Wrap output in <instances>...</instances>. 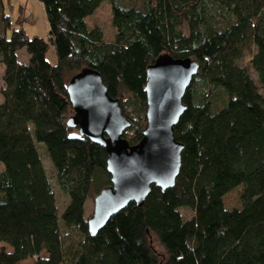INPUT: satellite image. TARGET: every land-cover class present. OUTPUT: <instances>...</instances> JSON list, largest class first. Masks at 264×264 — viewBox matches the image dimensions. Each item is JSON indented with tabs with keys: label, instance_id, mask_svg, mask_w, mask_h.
Masks as SVG:
<instances>
[{
	"label": "trees",
	"instance_id": "1",
	"mask_svg": "<svg viewBox=\"0 0 264 264\" xmlns=\"http://www.w3.org/2000/svg\"><path fill=\"white\" fill-rule=\"evenodd\" d=\"M38 1L55 65L42 39L22 28L7 35L0 3V242L11 250H0V264L43 253L34 264H264V97L249 73L264 90V0ZM103 2L110 41L87 24ZM161 55L199 64L174 127L183 146L178 177L170 189L152 186L141 207L129 204L92 235L84 204L93 188L110 185L106 152L70 137L78 129L67 83L83 69L97 71L131 123L123 138L135 145L146 126V68ZM39 144L68 198L61 215ZM233 190L241 207L227 210L222 199Z\"/></svg>",
	"mask_w": 264,
	"mask_h": 264
},
{
	"label": "water",
	"instance_id": "2",
	"mask_svg": "<svg viewBox=\"0 0 264 264\" xmlns=\"http://www.w3.org/2000/svg\"><path fill=\"white\" fill-rule=\"evenodd\" d=\"M198 70L195 60L169 55L147 66L146 126L135 145L123 138L131 123L119 101L109 96L100 74L87 68L69 79L66 91L78 129L70 137H85L106 152L110 185L93 199L87 220L92 235L129 204L141 207L152 186L163 191L174 186L183 150L174 137V127L187 109L183 98Z\"/></svg>",
	"mask_w": 264,
	"mask_h": 264
},
{
	"label": "rangeland",
	"instance_id": "3",
	"mask_svg": "<svg viewBox=\"0 0 264 264\" xmlns=\"http://www.w3.org/2000/svg\"><path fill=\"white\" fill-rule=\"evenodd\" d=\"M3 2V12L9 17L10 21V28L7 30V35L10 34L11 29L14 28H22L26 36L30 38H40L46 43H48V23L46 19V15L43 9L42 4L38 0H1L0 3L2 5ZM87 24L89 26H98L102 32L104 40L110 41L113 38V35L115 33V30L112 26L111 22V12H110V5L107 2H103L100 7L95 11V13L87 18ZM19 61L25 62L26 60V53L25 50H21L18 53ZM46 60L49 64L55 65L56 64V55L54 52V49L52 45L48 43L47 52L45 54ZM248 56L245 57V59L240 63L241 65H247ZM250 76L253 79L254 83L256 84L259 93L264 97V90H262L260 84L257 81L256 74L249 70ZM2 78H3V67L0 66V89L2 87ZM222 94L216 95L214 98V105L215 110L218 111L220 109V106L222 105L223 101ZM217 105V107H216ZM215 111V112H216ZM39 153L42 159L43 166L45 168V171L47 173V176L49 178L51 187L53 189L55 198H56V204L59 211V214L61 215L64 211L66 204L68 202L67 196L59 189L57 184L54 180V170L51 166V163L48 159V156L46 154V149L43 145L39 144ZM2 167V164H0ZM96 189L94 188L91 190L89 198L86 200L84 204V218L88 220L93 212V199L96 196ZM223 205L224 208L227 210L232 209H239L241 207L240 203V195L237 190H233L226 194L223 199ZM184 216H190V211L183 209L181 211ZM149 244L156 253V255L161 259L163 256V248L158 242V239L154 235H149ZM4 249L5 251H11L7 245L0 242V250ZM46 257L45 254H41L40 256H34L31 258H27L18 264H34L35 261L38 258ZM163 262V260L161 259Z\"/></svg>",
	"mask_w": 264,
	"mask_h": 264
}]
</instances>
